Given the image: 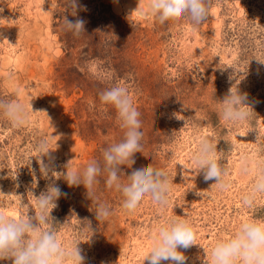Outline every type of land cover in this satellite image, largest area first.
<instances>
[{
  "label": "rangeland",
  "instance_id": "374dc122",
  "mask_svg": "<svg viewBox=\"0 0 264 264\" xmlns=\"http://www.w3.org/2000/svg\"><path fill=\"white\" fill-rule=\"evenodd\" d=\"M146 2L76 0L73 9L69 0H0V99L19 101L28 113L20 127L0 115V212L13 219L34 214L32 193L54 183L67 195L51 210L49 225L63 246L79 243L85 264H148L157 226L176 216L195 234L193 245L178 249L185 264H210L218 239L231 238L245 220L264 221V195L251 207L242 204L264 169V0H208L198 25L186 17L162 25L141 19L134 10ZM64 17L83 19L84 30H67ZM118 84L128 88L144 134L135 163L121 171L126 177L148 164L163 169L170 183L163 209L145 196L134 211L122 212V196L107 188L106 174L90 192L63 179L65 169L102 159V150L123 138L115 108L99 99ZM232 86L251 107L237 124L220 115ZM201 137L216 145L225 191L196 173L192 156ZM41 139L61 172L47 178L35 151ZM100 203L113 212L104 222L89 210Z\"/></svg>",
  "mask_w": 264,
  "mask_h": 264
},
{
  "label": "clouds",
  "instance_id": "9594fccd",
  "mask_svg": "<svg viewBox=\"0 0 264 264\" xmlns=\"http://www.w3.org/2000/svg\"><path fill=\"white\" fill-rule=\"evenodd\" d=\"M69 6L75 9L76 0H69ZM134 11L141 19L151 18L161 25L168 20H179L182 17L198 25L208 15V0H147L145 6ZM84 24L83 19L73 21L64 17L66 29L76 35L84 30ZM99 99L102 104L115 108L119 127L125 130L124 136L119 142L102 150V159H93L82 169H65L63 179L69 186L83 185L86 192H90L93 186L99 183L97 178L106 174L104 183L107 188H115L122 196V212L134 211L145 196H149L163 209L169 203L170 192L168 175L163 169L148 164L146 167L132 170L126 177L121 171L122 165L131 167L135 163L134 154L141 153L143 147L141 140L144 134L140 130L139 119L141 113L133 106L128 88L125 85H114L101 91ZM27 107L36 112L32 110L30 102ZM249 108L251 107L247 94L240 93L236 86H232L221 101L220 115L223 120L237 124L248 119ZM0 115L13 127L24 125L28 118L23 103L2 99ZM35 151L39 154V172L45 178L54 172L61 173L53 170V157L46 139L37 143ZM216 152V145L201 137L192 161L196 166V173L203 172L206 182L214 180L213 184L225 191L229 185L224 179L226 172L219 163ZM44 157L48 158V162ZM121 173L126 182H121ZM66 195L58 185L50 183L39 195L32 193L34 214L13 219L0 212V260L10 259L12 264H85L87 257L78 247L79 243L73 242L63 246L57 238L56 229L49 225V219L53 221L51 210L57 207L56 202L61 196ZM257 195H264V169L256 176L250 191L242 196V204L251 207ZM29 209L33 210V207ZM89 210L94 212L98 222H104L113 214L110 206L104 203L98 204L95 210ZM88 222L89 230L94 233L96 229L90 221ZM194 240V229L188 220L180 216L170 218L157 226L153 244L144 261L148 264H185L186 257L178 249H188L194 244ZM237 259L241 264H264V221L245 220L240 223L231 238L218 239L215 242L211 250L210 264H234Z\"/></svg>",
  "mask_w": 264,
  "mask_h": 264
}]
</instances>
